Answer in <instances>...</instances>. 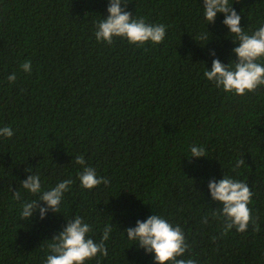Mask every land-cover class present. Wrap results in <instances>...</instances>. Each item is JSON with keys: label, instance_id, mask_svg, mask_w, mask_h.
Listing matches in <instances>:
<instances>
[{"label": "trees", "instance_id": "trees-1", "mask_svg": "<svg viewBox=\"0 0 264 264\" xmlns=\"http://www.w3.org/2000/svg\"><path fill=\"white\" fill-rule=\"evenodd\" d=\"M230 3L249 33L264 23V0ZM107 6L0 0V127L14 130L0 138V264H43L64 215L84 217L96 240L113 225L108 255L86 264H154L122 229L155 212L183 227L186 256L199 264H264V85L237 95L203 76L213 50L225 63L235 59L224 14L207 25L203 0H128L122 7L133 16L167 27L161 43L138 46L96 39ZM201 32H208L207 44ZM25 61L30 73L20 67ZM192 144L207 157L189 163ZM80 154L108 184L80 187L79 166L70 163ZM237 160L243 163L234 168ZM30 168L46 186L71 176L62 213L21 220L13 193L28 196L20 181ZM223 172L253 193L255 223L244 232L224 230L220 203L208 194L207 180Z\"/></svg>", "mask_w": 264, "mask_h": 264}, {"label": "clouds", "instance_id": "clouds-1", "mask_svg": "<svg viewBox=\"0 0 264 264\" xmlns=\"http://www.w3.org/2000/svg\"><path fill=\"white\" fill-rule=\"evenodd\" d=\"M127 3L128 0H108L107 17H102L96 23V39L112 43L114 37H120L138 46L149 42L161 43L166 37V25L147 23L143 17L133 16L125 10ZM218 13L224 14L222 24L227 26L229 34H234L231 52L235 59L225 63L213 50L211 67L206 64L203 76L225 92L244 95L264 85V62H261L264 61V23L249 33L241 26V15L233 8L230 0H203L202 15L207 25L216 21ZM198 38L206 41L203 44L210 40L208 32L199 33ZM20 67L24 72L32 71L30 61L23 62ZM7 80L15 82L16 73L8 75ZM13 135L14 130L10 126L0 127V138H11ZM189 150V163L193 158L207 157L202 145L192 144ZM70 163L73 167L79 166L76 178L81 188L92 190L102 183H109L88 163L84 154L74 156ZM242 163V160H237L233 167L239 168ZM26 171L30 174L20 181V186L28 196L23 197L20 191L13 193V198L20 201L21 220L31 221L37 213L39 219L43 220L49 210L62 213L60 210L66 193L74 183L71 176L46 186L41 175L33 171V168ZM207 189L211 199L220 203L216 215L223 217L226 232L233 228L244 232L250 221L255 223L249 207L253 193L246 182L223 172L220 177L213 176L207 180ZM64 217L66 224L50 239L43 264H86L98 255H108L105 242L113 232L112 224H106L102 236L96 240L91 234V224L84 217ZM122 236L131 247L136 246L152 254L154 264H199L196 258L186 256L189 244L183 227L161 213L137 218L134 225L122 229Z\"/></svg>", "mask_w": 264, "mask_h": 264}]
</instances>
